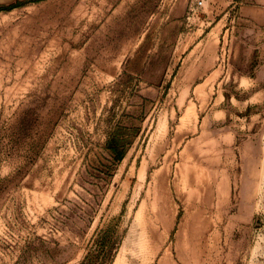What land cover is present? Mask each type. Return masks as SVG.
I'll return each instance as SVG.
<instances>
[{
  "label": "rangeland",
  "instance_id": "obj_1",
  "mask_svg": "<svg viewBox=\"0 0 264 264\" xmlns=\"http://www.w3.org/2000/svg\"><path fill=\"white\" fill-rule=\"evenodd\" d=\"M0 11V264H264V0Z\"/></svg>",
  "mask_w": 264,
  "mask_h": 264
},
{
  "label": "crops",
  "instance_id": "obj_2",
  "mask_svg": "<svg viewBox=\"0 0 264 264\" xmlns=\"http://www.w3.org/2000/svg\"><path fill=\"white\" fill-rule=\"evenodd\" d=\"M17 0H0V6H7L15 3Z\"/></svg>",
  "mask_w": 264,
  "mask_h": 264
},
{
  "label": "trees",
  "instance_id": "obj_3",
  "mask_svg": "<svg viewBox=\"0 0 264 264\" xmlns=\"http://www.w3.org/2000/svg\"><path fill=\"white\" fill-rule=\"evenodd\" d=\"M18 1H20V0H17L15 3H13L11 5L0 6V11L7 10V9H11V8H15L16 7V4L18 3Z\"/></svg>",
  "mask_w": 264,
  "mask_h": 264
},
{
  "label": "built area",
  "instance_id": "obj_4",
  "mask_svg": "<svg viewBox=\"0 0 264 264\" xmlns=\"http://www.w3.org/2000/svg\"><path fill=\"white\" fill-rule=\"evenodd\" d=\"M205 3V0H197V7H202Z\"/></svg>",
  "mask_w": 264,
  "mask_h": 264
}]
</instances>
